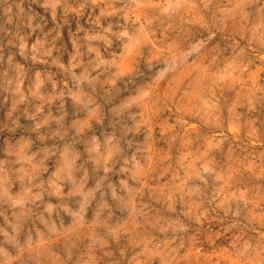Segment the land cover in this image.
<instances>
[{
    "label": "rangeland",
    "instance_id": "374dc122",
    "mask_svg": "<svg viewBox=\"0 0 264 264\" xmlns=\"http://www.w3.org/2000/svg\"><path fill=\"white\" fill-rule=\"evenodd\" d=\"M0 264H264V0H0Z\"/></svg>",
    "mask_w": 264,
    "mask_h": 264
},
{
    "label": "clouds",
    "instance_id": "9594fccd",
    "mask_svg": "<svg viewBox=\"0 0 264 264\" xmlns=\"http://www.w3.org/2000/svg\"><path fill=\"white\" fill-rule=\"evenodd\" d=\"M164 11L167 12L168 8H165ZM193 51H195V49H193ZM167 72H168V65H167V63H165V65L163 67H161L157 70L156 78L157 79L161 78V76ZM204 171L206 172V171H208V169L205 168ZM5 255H7V254L5 253Z\"/></svg>",
    "mask_w": 264,
    "mask_h": 264
}]
</instances>
